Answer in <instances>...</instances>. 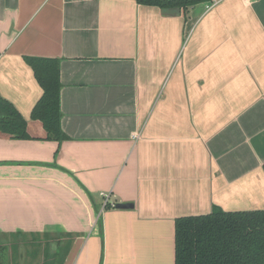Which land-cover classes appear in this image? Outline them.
<instances>
[{
    "label": "crops",
    "instance_id": "crops-1",
    "mask_svg": "<svg viewBox=\"0 0 264 264\" xmlns=\"http://www.w3.org/2000/svg\"><path fill=\"white\" fill-rule=\"evenodd\" d=\"M25 56L59 60L60 142L30 118L42 89ZM0 97L29 135L0 133L3 242L47 233L69 245L62 264H174L177 217L264 209V0L173 15L0 0Z\"/></svg>",
    "mask_w": 264,
    "mask_h": 264
},
{
    "label": "trees",
    "instance_id": "trees-1",
    "mask_svg": "<svg viewBox=\"0 0 264 264\" xmlns=\"http://www.w3.org/2000/svg\"><path fill=\"white\" fill-rule=\"evenodd\" d=\"M139 4L153 5L166 15L179 14L198 3L211 0H135ZM34 77L42 89L33 105L30 118L39 120L45 130V139L57 142L66 138L61 129L59 60L25 56ZM0 133L11 138L27 139V123L13 105L0 97ZM264 170V163H263ZM105 204L103 209L110 208ZM115 207V205H114ZM97 224L102 235L100 213ZM4 235V234H3ZM15 242L0 240V264H8V245L16 247L23 243V233H11ZM71 234H68L69 237ZM1 236V235H0ZM31 243L43 246L42 264H62L68 244L60 245L59 237L51 246V236L30 234ZM18 238V239H17ZM53 238V237H52ZM22 241V242H21ZM50 245V247H49ZM174 264H264V209L224 211L213 207L210 212L199 215L180 216L174 220Z\"/></svg>",
    "mask_w": 264,
    "mask_h": 264
},
{
    "label": "rangeland",
    "instance_id": "rangeland-1",
    "mask_svg": "<svg viewBox=\"0 0 264 264\" xmlns=\"http://www.w3.org/2000/svg\"><path fill=\"white\" fill-rule=\"evenodd\" d=\"M40 240H43V235L38 237ZM18 239V238H17ZM56 236H53L50 240L51 246L54 247ZM4 240L6 243L8 241L15 242L16 239L4 237ZM25 240V241H24ZM40 240V241H41ZM23 243H20L16 250L14 251V247H12L10 244L8 245V264H42L45 258V255L43 253V244L36 246L35 244L31 243V236L27 235L23 238ZM22 242V241H21ZM50 247V245H49Z\"/></svg>",
    "mask_w": 264,
    "mask_h": 264
},
{
    "label": "built area",
    "instance_id": "built-area-1",
    "mask_svg": "<svg viewBox=\"0 0 264 264\" xmlns=\"http://www.w3.org/2000/svg\"><path fill=\"white\" fill-rule=\"evenodd\" d=\"M218 2V0H211L206 3V9L211 8L213 5H215ZM101 197L103 198V205L102 208L105 204H109L111 207H114L115 203L109 201V195L108 193H101Z\"/></svg>",
    "mask_w": 264,
    "mask_h": 264
},
{
    "label": "water",
    "instance_id": "water-1",
    "mask_svg": "<svg viewBox=\"0 0 264 264\" xmlns=\"http://www.w3.org/2000/svg\"><path fill=\"white\" fill-rule=\"evenodd\" d=\"M132 206V203H115L116 208H130Z\"/></svg>",
    "mask_w": 264,
    "mask_h": 264
}]
</instances>
